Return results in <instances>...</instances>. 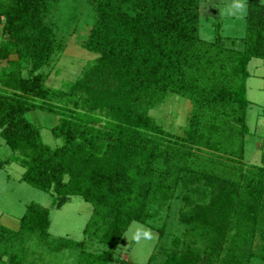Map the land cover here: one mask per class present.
<instances>
[{
	"label": "trees",
	"instance_id": "1",
	"mask_svg": "<svg viewBox=\"0 0 264 264\" xmlns=\"http://www.w3.org/2000/svg\"><path fill=\"white\" fill-rule=\"evenodd\" d=\"M89 1L95 20L80 42L96 61L65 92L44 86L34 73L55 47L54 28L46 22L50 0H0V59L17 55L0 71V138L24 167L21 180L50 192L55 208L73 195L92 205L81 240L53 236L49 208L30 202L17 230L0 224V242L4 236L36 238L50 250H78L76 264H109L132 222L161 238L167 222L156 226L153 207L169 209L179 184L200 181V193L209 196H183V231L160 249L163 264L264 260V230L263 242L254 246L257 217L264 213V155L261 164L244 168L220 157L245 156L248 64L264 59V4L246 0L244 34L234 46L199 36L203 0ZM26 61L29 75L21 71ZM169 91L190 99L192 109L185 134H169L165 142L147 109ZM32 109L60 116L51 128L60 145L42 140L26 117ZM97 112L108 119L101 127ZM93 237L103 248L98 253L84 248ZM8 253L0 251V261ZM20 253H9L13 264H22Z\"/></svg>",
	"mask_w": 264,
	"mask_h": 264
},
{
	"label": "rangeland",
	"instance_id": "2",
	"mask_svg": "<svg viewBox=\"0 0 264 264\" xmlns=\"http://www.w3.org/2000/svg\"><path fill=\"white\" fill-rule=\"evenodd\" d=\"M246 2V0H245ZM230 0H203L200 7L199 36L205 40L218 39L225 45H238V40L244 34V14L230 15L227 5ZM264 4V0H261ZM95 20V9L89 0H50V7L46 22L51 24L56 34L54 50L45 65L34 73H40L43 77L44 86L68 91L71 83L80 78L84 71L96 61L97 54L90 52L81 46V40L86 37ZM0 22V40H1ZM219 36V37H218ZM14 51L0 59V71L3 67L10 66L12 60H16ZM29 62L21 67L24 75H29ZM250 76L246 80V96L250 101L247 106L246 122L248 133L245 135V156L243 159H231L226 155L220 156L228 163H235L244 168L249 164H261L264 155V59L252 58L248 64ZM60 108L61 103L58 102ZM57 103V104H58ZM71 103H66L69 108ZM64 106V104H63ZM192 102L190 99L173 92H166L159 96L158 100L147 109V114L153 122L162 128L165 133H160L166 142L169 134H185L189 123ZM78 110L82 111V109ZM26 117L41 132L42 140L56 147L62 143L61 138H55L51 128L58 124L60 116L42 109H32ZM96 126L101 127L107 122V118L101 112H97ZM149 133H152L151 131ZM14 153L0 138V224L17 230L19 218L24 213L30 202H37L50 210L51 223L49 232L53 236H62L74 240L83 238L82 229L87 222L92 205L82 200L79 196L69 197V201L60 208H55L50 192L37 189L21 180L24 171ZM243 165V166H242ZM202 184L196 182L179 184L176 188L175 197L170 201L169 209L165 206H154L156 213V226L166 221L167 230L161 238L156 229L139 222H132L127 231L121 237L116 249L113 251V262L109 264H147L149 256L156 255L151 264H163V254L160 249L165 245H172V237L180 236L183 226L179 222L180 210L186 209L185 197L193 201L206 200L209 194L200 193ZM186 195V196H185ZM185 196V197H183ZM264 202V196L261 198ZM258 229H256L254 246L260 245L263 240L259 230H264V213L258 215ZM147 229L151 232L150 239H141L139 242L132 239L133 233ZM0 242V251L20 253L22 264H76L78 250L63 249L55 251L39 246L37 239L24 241L17 238H5ZM88 252L98 253L103 248L93 238H87L84 246ZM256 250V249H255ZM8 254L1 256L0 264H13ZM249 264H264V260L252 257Z\"/></svg>",
	"mask_w": 264,
	"mask_h": 264
},
{
	"label": "clouds",
	"instance_id": "3",
	"mask_svg": "<svg viewBox=\"0 0 264 264\" xmlns=\"http://www.w3.org/2000/svg\"><path fill=\"white\" fill-rule=\"evenodd\" d=\"M227 12L230 15L236 16L241 15L246 12L247 6L245 0H230V3L227 5ZM150 239L151 232L147 229L142 231H137L133 233L132 239L139 242L141 239Z\"/></svg>",
	"mask_w": 264,
	"mask_h": 264
}]
</instances>
